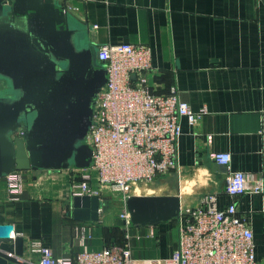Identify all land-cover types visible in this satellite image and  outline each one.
I'll use <instances>...</instances> for the list:
<instances>
[{"label":"crops","instance_id":"1","mask_svg":"<svg viewBox=\"0 0 264 264\" xmlns=\"http://www.w3.org/2000/svg\"><path fill=\"white\" fill-rule=\"evenodd\" d=\"M59 1L86 20L98 45L150 47L156 92L174 87L195 112L206 110L195 125L182 119L177 168L134 186L131 195H177L183 209L208 193L219 195L221 210L236 202L254 232L257 263L264 264V190L235 200L227 196V179L212 158L230 153L234 172L246 174L250 186L264 183V0ZM21 173L24 185L16 195L8 191L7 177L0 178V224H13L16 238L24 239L27 264L38 262L29 249L35 241L56 258L73 259L112 244L128 246L136 260L165 259L175 248L179 219L132 225L127 238L123 201L107 197L109 189L100 197L99 220L83 222L74 215V168ZM91 187L100 189L97 174ZM112 205L121 206L120 214L109 210ZM142 245L157 248L160 256L144 257Z\"/></svg>","mask_w":264,"mask_h":264},{"label":"built area","instance_id":"2","mask_svg":"<svg viewBox=\"0 0 264 264\" xmlns=\"http://www.w3.org/2000/svg\"><path fill=\"white\" fill-rule=\"evenodd\" d=\"M98 61L105 64L108 81L98 95L87 137L93 161L89 168H74L73 195L101 197L105 189L121 193L124 207L120 218L129 238L133 224L126 202L133 187L151 184L177 168L182 119L195 125L206 110L195 112L180 100L174 87L167 94L156 92L150 85L154 67L148 46L101 44ZM212 158L228 169L224 191L227 196L235 200L246 193L264 190L263 181L250 186L246 174L231 169L230 153H214ZM94 174L100 184L98 190L91 187ZM6 177L10 194L21 193V171ZM218 196L208 193L197 206L182 208L176 245L165 259L136 260L128 246L118 244L99 252L85 249L73 259L56 258L51 248L35 241L29 245L30 253L38 257L37 264H258L248 218L239 213L236 202L221 210ZM16 235L14 229L11 237L15 239ZM18 260L27 262L25 257Z\"/></svg>","mask_w":264,"mask_h":264},{"label":"water","instance_id":"3","mask_svg":"<svg viewBox=\"0 0 264 264\" xmlns=\"http://www.w3.org/2000/svg\"><path fill=\"white\" fill-rule=\"evenodd\" d=\"M90 25L59 0H0V178L14 171L89 168L87 137L108 81ZM23 132V134H21ZM228 178V169L217 165ZM99 196H76L75 218L98 221ZM136 227L179 219L177 195H131ZM0 226V264H27L24 239ZM10 254L14 256H10Z\"/></svg>","mask_w":264,"mask_h":264},{"label":"rangeland","instance_id":"4","mask_svg":"<svg viewBox=\"0 0 264 264\" xmlns=\"http://www.w3.org/2000/svg\"><path fill=\"white\" fill-rule=\"evenodd\" d=\"M111 192H107V197H114V200L115 199H119L120 202L123 201V195L119 192H113L112 190H110ZM104 192V190H103ZM110 211L114 212V213H119L121 212V206H115V205H112L110 206ZM174 233H176V231L174 230ZM146 246V247H145ZM142 245V248L144 250V253H143V256L144 257H157V256H160L157 248L156 249H153V248H150V245ZM154 247V244L152 245ZM155 248V247H154Z\"/></svg>","mask_w":264,"mask_h":264},{"label":"trees","instance_id":"5","mask_svg":"<svg viewBox=\"0 0 264 264\" xmlns=\"http://www.w3.org/2000/svg\"><path fill=\"white\" fill-rule=\"evenodd\" d=\"M176 219H174V220H171V221H169V222H173V221H175ZM166 223H168V222H166ZM166 223H161L160 225H162V224H166ZM119 242H121V243H123L122 241H119ZM176 245V244H175Z\"/></svg>","mask_w":264,"mask_h":264}]
</instances>
